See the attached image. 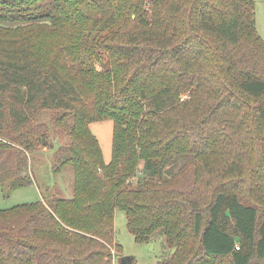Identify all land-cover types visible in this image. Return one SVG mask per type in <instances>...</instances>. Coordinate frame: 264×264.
<instances>
[{"label":"trees","instance_id":"trees-1","mask_svg":"<svg viewBox=\"0 0 264 264\" xmlns=\"http://www.w3.org/2000/svg\"><path fill=\"white\" fill-rule=\"evenodd\" d=\"M50 131L72 195L0 209V264H112L116 209L138 243L162 229L154 264H264L252 0H0V186L32 183L26 152Z\"/></svg>","mask_w":264,"mask_h":264},{"label":"rangeland","instance_id":"rangeland-1","mask_svg":"<svg viewBox=\"0 0 264 264\" xmlns=\"http://www.w3.org/2000/svg\"><path fill=\"white\" fill-rule=\"evenodd\" d=\"M254 6V25L258 35L264 40V0H252ZM52 35L44 32L39 37L43 45H50ZM100 69L99 65H96ZM60 112L55 109H41L38 111V121H49L50 117ZM90 128V127H89ZM94 136L98 140L105 162L111 157V137L113 122L111 120L95 121L92 123ZM92 132V131H91ZM3 141L4 138L0 137ZM59 138V139H58ZM65 139L50 131L47 146L36 145L28 150L27 162L32 183L24 187H15L11 190L6 185L0 186V209H7L17 204L33 202L38 199L47 200L54 195L70 197L72 195V171L69 167L54 170L55 151ZM134 180V178H133ZM114 242L119 248L111 247L112 264H154L165 260L170 248L165 243L162 229L153 233L147 243H138L127 230L124 211L115 210L114 214ZM131 261V262H130Z\"/></svg>","mask_w":264,"mask_h":264},{"label":"crops","instance_id":"crops-1","mask_svg":"<svg viewBox=\"0 0 264 264\" xmlns=\"http://www.w3.org/2000/svg\"><path fill=\"white\" fill-rule=\"evenodd\" d=\"M89 127H90V130L92 131V133L94 134V131L92 129V123L89 125Z\"/></svg>","mask_w":264,"mask_h":264},{"label":"built area","instance_id":"built-area-1","mask_svg":"<svg viewBox=\"0 0 264 264\" xmlns=\"http://www.w3.org/2000/svg\"><path fill=\"white\" fill-rule=\"evenodd\" d=\"M236 248H238V246H236Z\"/></svg>","mask_w":264,"mask_h":264},{"label":"water","instance_id":"water-1","mask_svg":"<svg viewBox=\"0 0 264 264\" xmlns=\"http://www.w3.org/2000/svg\"><path fill=\"white\" fill-rule=\"evenodd\" d=\"M131 262V261H130Z\"/></svg>","mask_w":264,"mask_h":264}]
</instances>
